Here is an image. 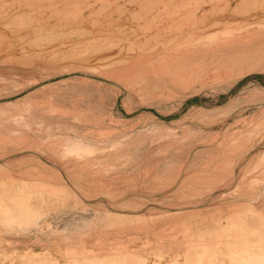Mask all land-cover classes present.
<instances>
[{
  "label": "rangeland",
  "instance_id": "374dc122",
  "mask_svg": "<svg viewBox=\"0 0 264 264\" xmlns=\"http://www.w3.org/2000/svg\"><path fill=\"white\" fill-rule=\"evenodd\" d=\"M258 25L264 0H0V189L48 186L37 224L0 221V264H198V217L218 228L264 177V65L186 85L156 66Z\"/></svg>",
  "mask_w": 264,
  "mask_h": 264
},
{
  "label": "bare ground",
  "instance_id": "6f19581e",
  "mask_svg": "<svg viewBox=\"0 0 264 264\" xmlns=\"http://www.w3.org/2000/svg\"><path fill=\"white\" fill-rule=\"evenodd\" d=\"M194 9L192 10L194 11ZM186 42L188 45L184 44L169 49L168 52L165 51L168 56L165 55L164 60L162 58L156 66L160 70L168 71V75L172 73L176 76L181 85H186L189 82L194 84L200 78L227 76L235 71L243 72L264 65L262 58L255 56L256 53L258 56L259 53H264V26L262 25L251 28L248 26L243 28L224 27L217 33L191 38ZM157 56L159 57V55ZM247 56L249 59L253 56L256 58L249 60ZM262 179L264 177H255L248 181L257 183L254 192L249 193L248 189L237 186L243 195V199L238 201V203L240 202L239 206L246 205L247 209L239 210V206L236 205L234 208L231 206L228 210L229 214L223 216L225 220L219 222L218 219L213 221L211 218L210 221H207L210 224L218 222V228L214 230L206 228L211 227L202 222L207 216L198 217L197 224L200 225L196 226L195 233L188 239L190 247H194V256L199 259L198 264H222L216 263L215 259H232V261L233 259H250L249 261L259 259L258 262L264 264V212L258 210H264V198L260 201L255 200L256 194L264 195V184H260ZM17 182L14 188L0 189V210H2L0 221L7 229L26 228L37 224L43 211L41 212L38 206L33 203V199L39 196L43 202L45 199L43 193L48 191V186H37V189L35 186ZM7 195L9 196L6 197ZM208 207L206 206L204 210ZM200 210L202 211V209ZM219 219L222 218L219 217ZM88 223L83 219L76 223L72 229L87 226Z\"/></svg>",
  "mask_w": 264,
  "mask_h": 264
}]
</instances>
